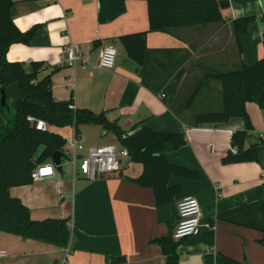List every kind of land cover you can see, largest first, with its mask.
Segmentation results:
<instances>
[{"label":"crops","instance_id":"crops-1","mask_svg":"<svg viewBox=\"0 0 264 264\" xmlns=\"http://www.w3.org/2000/svg\"><path fill=\"white\" fill-rule=\"evenodd\" d=\"M13 2L17 28L36 31L29 45L11 46L9 61L44 62L47 68L39 80L52 75L57 101L72 99L76 108L105 113L126 136L146 127L155 132H184L186 144L179 149L166 145L165 157L170 165L196 171L199 177H172L170 187L181 186L182 191L174 203L160 210L152 189L128 180L144 170L129 158L123 161L121 172L93 181L78 175L71 179L62 167L53 177L12 187L11 196L30 209L32 219L68 220L72 237L67 247L59 248L0 231V251L5 253L0 264H166L163 249L153 241L175 233L178 204L184 197L199 200L202 233L178 246L179 264H264V246L259 242L262 231L228 219L244 218L241 209L264 200V151L259 163L225 165L222 160L229 151L237 152L231 142L234 133L245 129V120L196 123L198 116L218 113L224 106L221 82L213 78L204 82L207 74L235 71L243 63L253 66L264 57V0H230L231 7L222 11L225 23L175 29L170 34L150 32L144 0ZM245 16L257 19L248 33L240 36V47L231 24ZM142 33L147 34L145 76L120 43L123 36ZM73 44L81 50L87 69L81 62L67 64L65 50ZM106 45L116 47L119 54L115 67L104 70L98 67V55ZM202 81L196 100L186 107L187 98ZM6 95L18 101L19 85H8ZM256 105L248 103L246 107L254 129L247 147L264 146V110L259 105L257 110ZM10 116V112L0 115V129ZM83 127L101 135L105 131L100 126ZM52 128L66 139L64 128ZM107 133L91 144L81 132L74 133L72 141L79 137L86 148L121 147L118 138ZM43 149H38L36 158ZM114 258L124 262L114 263Z\"/></svg>","mask_w":264,"mask_h":264},{"label":"trees","instance_id":"trees-1","mask_svg":"<svg viewBox=\"0 0 264 264\" xmlns=\"http://www.w3.org/2000/svg\"><path fill=\"white\" fill-rule=\"evenodd\" d=\"M148 4L150 15V32L172 33L175 29L191 27H206L210 24L225 23L223 10L231 7L230 0H144ZM13 0H0V115H8V124L0 129V231L20 236L26 240L35 239L48 242L56 247H67L72 234L68 220L49 219L35 221L31 218L28 207L10 194V189L33 183L32 173L39 166L53 162L55 154L62 152L67 158L65 147L67 140L52 132L49 128L74 127L79 135V127L100 126L105 131L113 133L122 148L129 150V161L144 166L143 173L137 178H128L140 187L150 188L154 192L158 210L174 203L182 187H170L172 177H184L190 180L198 179L196 171H190L180 166L170 165L165 157L166 145L175 149L186 144V134L155 132L143 128L136 134L127 135L119 125L110 121L105 113L96 114L87 109L74 108L75 101L56 100L53 94L52 75L39 80V75L47 67L44 62H11L8 51L14 44L29 45L35 37V29L21 32L13 19ZM257 16H245L232 21V30L239 45L242 34L248 33L249 26ZM130 60L140 67V74H146L147 34L123 36L120 39ZM264 46V38H263ZM241 47V46H240ZM213 78L221 82L223 90V109L218 113H208L196 118L197 124L225 123L232 118H243L246 127L234 133L232 151L222 160L223 164L259 163L264 151L263 145L246 143L253 132V125L247 104L255 103L264 110V57L257 64L248 66L243 63L239 69L224 74L209 73L204 78ZM145 79V77H144ZM200 83L187 98L186 107H190L204 85ZM19 85L20 98L11 101L7 96L8 107L1 103V90L8 85ZM150 90L155 89L149 86ZM29 117L45 120L49 128L38 131L29 121ZM44 147L40 157L36 158L38 149ZM62 159V160H63ZM244 218H228L233 223L262 231L259 241L264 246V200L253 206L241 209ZM183 242L175 241L174 233L155 239L163 249L166 264H179L178 246ZM124 262L122 258H114L112 262Z\"/></svg>","mask_w":264,"mask_h":264},{"label":"built area","instance_id":"built-area-1","mask_svg":"<svg viewBox=\"0 0 264 264\" xmlns=\"http://www.w3.org/2000/svg\"><path fill=\"white\" fill-rule=\"evenodd\" d=\"M65 51L67 64L73 66L81 62L84 69H87L81 56V50L76 45L69 46ZM118 54V50L113 45H106L101 48L98 55V67L104 70L115 67ZM164 96L162 95V97ZM74 108L75 105L73 106ZM28 119L33 125L35 124V129L38 131L47 130L49 127L43 119L36 120L32 117ZM65 151L70 165L74 168V180H76L78 175V163H80L81 176L89 181H93L100 177L121 172L123 161L130 157L127 148L116 147L114 145L86 148L79 137H76L74 142ZM57 171L58 168L54 162L45 164L42 168L32 173V180L33 182L42 181L45 178L53 177ZM178 215L179 221L174 230L175 241L178 242L201 235L203 214L197 198L184 197L178 204ZM4 255L5 253L0 251V256Z\"/></svg>","mask_w":264,"mask_h":264},{"label":"rangeland","instance_id":"rangeland-1","mask_svg":"<svg viewBox=\"0 0 264 264\" xmlns=\"http://www.w3.org/2000/svg\"><path fill=\"white\" fill-rule=\"evenodd\" d=\"M116 50H118V49H116ZM255 107H256L257 110H259L258 109L259 107L257 105ZM247 113H249L248 109H247ZM249 115H250L251 121L253 123L251 114L249 113ZM83 126H85V125H81L79 127V132H81V134L84 135L85 141H86L87 144H91L92 142H95V141H97V139L99 140L102 137H105V136L107 137L108 134H109V133H107V131H103L102 135L96 133L95 131H92V132L89 131L88 132V130H86V128H84ZM58 128H55V129H58ZM52 129H54V128H52ZM63 131L66 133V139H68L67 145H70V143L73 142L72 140L74 139L73 137L75 135L74 134L75 133V128L74 127H65L63 129ZM84 131H85V133H84ZM110 137H112V136L110 135ZM116 147H118V146H116ZM79 166H80V163H78L77 167H78V176H81L82 174H81V170H80ZM62 167L64 168V171L68 175V177L73 179L74 178V168L70 165V163H69L67 158L63 159Z\"/></svg>","mask_w":264,"mask_h":264},{"label":"water","instance_id":"water-1","mask_svg":"<svg viewBox=\"0 0 264 264\" xmlns=\"http://www.w3.org/2000/svg\"><path fill=\"white\" fill-rule=\"evenodd\" d=\"M1 95H2V97H1L2 106L9 108L8 107V102H7L6 91L5 90H1ZM33 126L35 127V124ZM63 156H64V154L62 152H59V153L55 154L54 157H53V162L57 166L58 171L63 169L62 168Z\"/></svg>","mask_w":264,"mask_h":264}]
</instances>
